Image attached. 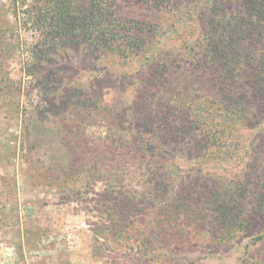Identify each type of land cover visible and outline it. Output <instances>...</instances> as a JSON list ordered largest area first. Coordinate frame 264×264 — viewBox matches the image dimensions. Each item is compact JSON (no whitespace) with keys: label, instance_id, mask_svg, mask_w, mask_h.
Masks as SVG:
<instances>
[{"label":"trees","instance_id":"obj_1","mask_svg":"<svg viewBox=\"0 0 264 264\" xmlns=\"http://www.w3.org/2000/svg\"><path fill=\"white\" fill-rule=\"evenodd\" d=\"M119 1L0 0V101L19 121L15 158L29 155L34 183L81 205L94 243L111 253L117 244L162 264L202 235L212 253L243 237L263 243L253 223L264 178L258 192L249 176L208 180L175 159L248 172L259 160L253 135L240 133L262 132L264 116L235 80L254 66L248 84L264 98V0H135L148 11L140 19L123 17ZM262 247L245 264H264Z\"/></svg>","mask_w":264,"mask_h":264},{"label":"rangeland","instance_id":"obj_2","mask_svg":"<svg viewBox=\"0 0 264 264\" xmlns=\"http://www.w3.org/2000/svg\"><path fill=\"white\" fill-rule=\"evenodd\" d=\"M118 9L125 18L140 19L148 15L145 6L135 0H120ZM254 46L252 47L255 49ZM255 56L257 65L264 70V65L260 66L261 63L264 64L263 42ZM78 58H81L80 55H75L76 61H79ZM6 67L11 70L14 79L18 80L22 76L19 61H11ZM253 67L248 66L250 70L243 82L237 79L235 85L244 91L250 90V105H260L264 116L261 90L255 86L249 87L248 84V76L251 75ZM82 80L89 82L90 73H86ZM107 92H110L108 99L112 100L115 97L114 92ZM11 105V102L0 101V264H156L149 259L138 260L130 254L122 255L121 252L125 249L117 244L109 245L116 252H120L119 254L111 253L105 246H96L81 205L63 204V198L56 190L45 187L43 181L34 183L31 180L27 170L31 162L28 164L26 161L29 155L18 160L15 158L21 145V130L19 121L7 111ZM253 133L248 130L240 133L245 138L253 135L252 140L256 142L255 153L259 160L251 164L249 172L248 165L243 163L229 162L227 166L206 164L199 168L179 158L175 161L184 174L193 172V176H202L208 180L217 179L218 174L222 176L219 177L221 180L226 181H242L249 176L244 180L245 184H254L253 187L257 188L261 186L258 181L264 178V130L259 131V134ZM226 189L233 188L227 186ZM256 190L261 191L260 188ZM251 199L252 196L247 198L248 201ZM248 210L246 212H251L250 207ZM254 217L253 226H256L257 232L264 231V215ZM203 236L192 239V243L196 245L184 254H178L177 263L169 261L162 264H245L251 255L263 256L264 241L262 243L243 237L228 243L232 247L238 246L237 249L229 252L222 249L219 253H212L215 252L214 249L211 250V247L201 241ZM246 245H249L247 253L244 249ZM109 255L114 258H107Z\"/></svg>","mask_w":264,"mask_h":264}]
</instances>
